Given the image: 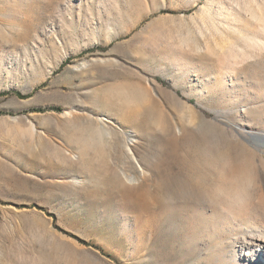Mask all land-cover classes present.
Segmentation results:
<instances>
[{
	"label": "rangeland",
	"instance_id": "obj_1",
	"mask_svg": "<svg viewBox=\"0 0 264 264\" xmlns=\"http://www.w3.org/2000/svg\"><path fill=\"white\" fill-rule=\"evenodd\" d=\"M259 135L264 0H0V264H249Z\"/></svg>",
	"mask_w": 264,
	"mask_h": 264
},
{
	"label": "bare ground",
	"instance_id": "obj_2",
	"mask_svg": "<svg viewBox=\"0 0 264 264\" xmlns=\"http://www.w3.org/2000/svg\"><path fill=\"white\" fill-rule=\"evenodd\" d=\"M255 140L261 144H264V136H261V135L255 136ZM257 192L260 193V197L264 200V180L259 181V190ZM257 192H256V195L255 193L253 194L257 196ZM247 193H248V190H247ZM250 193L249 195H251ZM232 231H236V233L240 234L241 235L240 237H242L241 242L239 241L238 242L241 245V252H243V255H241L243 256L242 258L243 262L254 264L255 257L258 256V254L261 255L262 250H264V222L259 218L252 219L250 217H246L242 219H234L231 225L229 224V226L226 228L227 234L224 232L223 235L229 236V233H231ZM235 263L238 264L236 260H235Z\"/></svg>",
	"mask_w": 264,
	"mask_h": 264
}]
</instances>
